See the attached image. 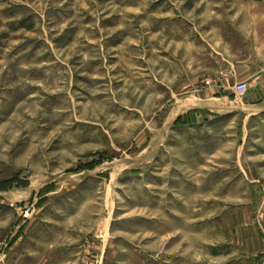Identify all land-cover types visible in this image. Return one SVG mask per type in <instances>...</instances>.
Returning a JSON list of instances; mask_svg holds the SVG:
<instances>
[{"label": "rangeland", "instance_id": "1", "mask_svg": "<svg viewBox=\"0 0 264 264\" xmlns=\"http://www.w3.org/2000/svg\"><path fill=\"white\" fill-rule=\"evenodd\" d=\"M262 71L264 0H0V264H264V95L190 112Z\"/></svg>", "mask_w": 264, "mask_h": 264}, {"label": "crops", "instance_id": "2", "mask_svg": "<svg viewBox=\"0 0 264 264\" xmlns=\"http://www.w3.org/2000/svg\"><path fill=\"white\" fill-rule=\"evenodd\" d=\"M239 74L234 71V74L232 76V80L233 81H237L240 80L238 77ZM224 77V76H223ZM249 82V86L251 89H253L255 91V89L257 90V94L253 95V101L251 100L250 103L248 105H233L232 100H230V98L226 97V96H221L217 99L211 98L209 95V97L207 98L206 101H218V104L216 103H208V104H202V105H197L196 107H194L193 109H191L190 112H195V111H202V112H208L212 106L218 108V109H226L227 111H231V110H237L240 108H244L246 110L247 107H252V108H259L261 106V103L259 101V97H262L264 95V71L262 72H258L256 75L251 76L248 79ZM217 85L213 86L212 88H210L209 90H215L217 89H224L227 86V82L225 80V78H221L219 79V81L216 83ZM212 94V93H211ZM212 99V100H211ZM258 99V100H257ZM228 103H230L231 105H228ZM3 193V192H0ZM25 225L19 227L16 226V229L14 232H12V235L10 237L9 240V245L6 246V248L10 249L9 253H12V256L8 259L7 257L9 255H4L5 260L7 261H3V264H12L11 262L14 259H17V257L21 253L22 250V246L24 245V241L26 239L25 236ZM28 239V238H27ZM27 246V245H26ZM94 247H92L91 245H84V244H80L78 245L77 242H72L71 245L67 246L64 252V255H60V259L59 262L56 263V261L51 262L50 260H40L38 258H35L31 255V252L28 250L26 251L25 255H23L22 257H18L16 264H97L98 260H99V253H98V249H95V251L93 252ZM101 253L104 254L103 250H101ZM8 259V260H7ZM28 260L30 262H28ZM1 263V262H0Z\"/></svg>", "mask_w": 264, "mask_h": 264}, {"label": "built area", "instance_id": "3", "mask_svg": "<svg viewBox=\"0 0 264 264\" xmlns=\"http://www.w3.org/2000/svg\"><path fill=\"white\" fill-rule=\"evenodd\" d=\"M247 85L246 84H239L237 87H236V91H237V94L240 95L241 97L245 95L246 91H247Z\"/></svg>", "mask_w": 264, "mask_h": 264}, {"label": "trees", "instance_id": "4", "mask_svg": "<svg viewBox=\"0 0 264 264\" xmlns=\"http://www.w3.org/2000/svg\"><path fill=\"white\" fill-rule=\"evenodd\" d=\"M0 192H3L2 190H0Z\"/></svg>", "mask_w": 264, "mask_h": 264}]
</instances>
